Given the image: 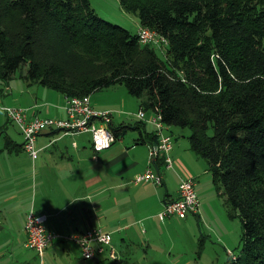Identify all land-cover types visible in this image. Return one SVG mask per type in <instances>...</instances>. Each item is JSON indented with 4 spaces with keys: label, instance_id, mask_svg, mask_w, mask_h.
I'll list each match as a JSON object with an SVG mask.
<instances>
[{
    "label": "trees",
    "instance_id": "16d2710c",
    "mask_svg": "<svg viewBox=\"0 0 264 264\" xmlns=\"http://www.w3.org/2000/svg\"><path fill=\"white\" fill-rule=\"evenodd\" d=\"M119 1L167 39L165 57L90 0H0V79L26 65V82L66 98L123 85L167 126L189 129L242 223L243 253L230 264H264V0ZM145 126L135 128L157 142ZM128 128L110 124L117 139Z\"/></svg>",
    "mask_w": 264,
    "mask_h": 264
},
{
    "label": "crops",
    "instance_id": "0c3cea01",
    "mask_svg": "<svg viewBox=\"0 0 264 264\" xmlns=\"http://www.w3.org/2000/svg\"><path fill=\"white\" fill-rule=\"evenodd\" d=\"M140 27L138 20L135 34ZM10 82L0 79V104L15 103L19 107H14L27 110L30 118L66 117L64 95L48 88L40 90L39 84L33 94L34 87L27 82L29 88L14 97ZM91 102L97 110L113 111L112 126L131 127L97 159L90 133L43 132L37 139L40 153L35 161L24 150L20 131L21 141L6 129L0 137V264H105L108 260L112 264L157 263L150 254L156 246V234L163 229L161 226L171 225L157 215L167 201L178 197L180 177L194 178L197 190L200 180L209 186V164L191 150L186 135L180 140L169 126L167 132L174 139L173 168L167 169L162 162L157 165L164 184H134V178L149 167L151 138H143L136 124H126L121 116L116 118L121 124H116L118 110L106 97L91 96ZM3 112L0 110L1 131L6 119L9 121ZM149 126H145L146 135L154 132ZM8 140L12 143L8 144ZM30 212L47 214L48 230L64 236L102 228L111 234L118 258L113 260L105 254L86 261L80 247L65 239H56L39 256L27 245L26 221ZM205 215L201 199L197 218Z\"/></svg>",
    "mask_w": 264,
    "mask_h": 264
},
{
    "label": "built area",
    "instance_id": "2783aa9c",
    "mask_svg": "<svg viewBox=\"0 0 264 264\" xmlns=\"http://www.w3.org/2000/svg\"><path fill=\"white\" fill-rule=\"evenodd\" d=\"M138 37L142 45L151 46L160 52L168 45L167 39L150 28L141 26ZM4 110L9 120L19 126L24 138L23 148L33 161L37 160L40 153L37 148V139L40 134L47 130H59L73 135L90 133L95 159L99 154L110 149L117 141L110 129L113 111L95 109L91 102V96L67 97L66 117L62 119L30 118L27 110L15 107L4 108ZM136 117L140 122H144L153 128L157 142L149 144V167L137 175L133 183H152L161 186L164 184V176L157 165L162 162L167 169L173 168L171 156L174 144L173 136L167 132L168 126L163 122L160 113H149L141 108ZM200 208L201 199L198 195L196 180L181 176L178 197L167 201L157 216L162 222L173 218L185 220L188 216L199 215ZM48 221L49 216L47 214L37 215L30 212L27 217V245L34 249L39 256H43L56 239H65L80 247L82 257L86 261H92L105 254L113 260L118 258L112 246L111 234L102 228H88L78 234L64 236L48 230Z\"/></svg>",
    "mask_w": 264,
    "mask_h": 264
},
{
    "label": "rangeland",
    "instance_id": "374dc122",
    "mask_svg": "<svg viewBox=\"0 0 264 264\" xmlns=\"http://www.w3.org/2000/svg\"><path fill=\"white\" fill-rule=\"evenodd\" d=\"M90 1L92 7L101 18L124 27L131 33L136 32L138 18L134 14L126 12L119 0ZM15 19H18L17 15ZM165 49L166 47L160 52L163 57H165ZM27 70L28 66L23 65L10 82L14 97H18L21 90L24 91L29 88L23 77ZM37 86L38 84L36 83L32 85L34 87L33 94L37 90ZM39 88L40 90H47L42 85H39ZM13 94L11 98H13ZM97 95L106 97L107 102L116 105L118 110V115L115 116L116 124H121L122 122H119L120 120L118 119L116 120L117 116H121L126 124L135 125L140 122L136 114L141 109L145 99L131 96L125 86L115 85L95 92L91 96L95 98ZM14 106L19 107L12 102L1 103L0 110L3 112V108ZM5 113L4 111V116ZM3 125L5 127L2 131L0 130V137H2L6 129V131L13 132L15 140L21 141L20 128L17 124L6 119ZM149 127L151 128V126ZM172 132L180 140H184L183 135H186V142H189L188 137L191 134L189 129L173 127ZM211 175L210 178H212ZM199 183L197 191L200 193L202 209L206 215L201 219L191 215L187 221H179L176 218L165 221L164 223L167 222V224L171 222V225L169 228L161 226L163 231L161 230L156 234V246L150 252L152 257L155 256L156 258L157 263L153 264H230L233 256L238 257L243 253L242 223L239 218L230 217L231 208L227 203L226 196L217 192L212 179L209 186H205L203 180H200ZM201 239L204 240L202 251L199 248ZM111 261L108 260V263L105 264H112L113 262Z\"/></svg>",
    "mask_w": 264,
    "mask_h": 264
}]
</instances>
